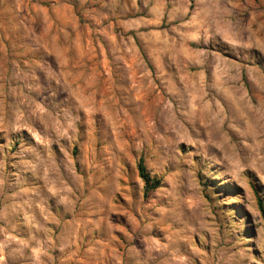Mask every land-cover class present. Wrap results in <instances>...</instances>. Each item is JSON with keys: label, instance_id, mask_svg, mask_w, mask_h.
<instances>
[{"label": "rangeland", "instance_id": "obj_1", "mask_svg": "<svg viewBox=\"0 0 264 264\" xmlns=\"http://www.w3.org/2000/svg\"><path fill=\"white\" fill-rule=\"evenodd\" d=\"M255 192L264 0H0V264H264Z\"/></svg>", "mask_w": 264, "mask_h": 264}, {"label": "trees", "instance_id": "obj_2", "mask_svg": "<svg viewBox=\"0 0 264 264\" xmlns=\"http://www.w3.org/2000/svg\"><path fill=\"white\" fill-rule=\"evenodd\" d=\"M137 172L138 176L143 182V196H147L149 192L153 191L160 185V179L158 178H152L150 175L147 173L143 159L139 158L137 162ZM256 193V198H257V205L261 213L264 214V204L262 203L260 195Z\"/></svg>", "mask_w": 264, "mask_h": 264}]
</instances>
